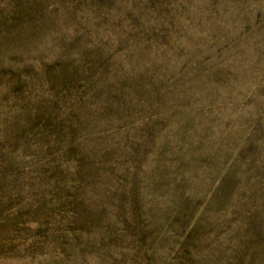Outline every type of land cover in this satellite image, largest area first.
<instances>
[{
  "label": "rangeland",
  "instance_id": "374dc122",
  "mask_svg": "<svg viewBox=\"0 0 264 264\" xmlns=\"http://www.w3.org/2000/svg\"><path fill=\"white\" fill-rule=\"evenodd\" d=\"M0 264H264V0H0Z\"/></svg>",
  "mask_w": 264,
  "mask_h": 264
}]
</instances>
